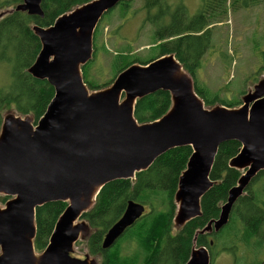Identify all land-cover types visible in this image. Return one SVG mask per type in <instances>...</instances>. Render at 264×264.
<instances>
[{
  "label": "water",
  "instance_id": "water-1",
  "mask_svg": "<svg viewBox=\"0 0 264 264\" xmlns=\"http://www.w3.org/2000/svg\"><path fill=\"white\" fill-rule=\"evenodd\" d=\"M127 0H93L58 17L52 26L32 27L41 49L27 73L46 81L54 96L42 117L6 114L0 129V264H98L72 256L75 244L89 235L82 216L100 190L117 180H133L166 152L190 147L178 180L175 227L201 216L200 200L213 186L210 172L218 148L228 141L240 150L228 166L243 172L227 194L216 220L198 234L218 232L252 180L264 171V79L242 97L238 108H205L192 78L173 55L121 71L105 89L89 92L81 67L92 60L93 36L102 16ZM41 0H21L13 11L42 18ZM4 14V13H3ZM2 14H0V18ZM157 91L171 97L159 120L138 124L137 100ZM54 202L67 206L57 219L46 248L36 253V209ZM129 201L105 233L110 249L144 214ZM186 264H211L205 247L193 248Z\"/></svg>",
  "mask_w": 264,
  "mask_h": 264
},
{
  "label": "trees",
  "instance_id": "trees-1",
  "mask_svg": "<svg viewBox=\"0 0 264 264\" xmlns=\"http://www.w3.org/2000/svg\"><path fill=\"white\" fill-rule=\"evenodd\" d=\"M91 1L93 0H41L42 18L31 17L13 9L0 13V66L6 67L10 75V82L0 88V129L2 119L8 113L29 116L34 123L37 122L54 96L53 88L46 81L34 79L27 73L41 49L32 27L52 26L58 17ZM131 1H124L120 5L130 8ZM218 1L223 6L228 2ZM233 1L229 0L230 7L234 5ZM260 4H264V0H245L243 7ZM142 9L147 12L146 22L154 29L159 47L158 58L167 55L175 57L192 78L194 91L205 108L218 104L233 109L242 104L240 101L235 105L228 104L219 99L217 94H211L208 89H202L196 83L197 69L211 45V29L208 27L214 23L209 21L214 17L213 10L200 11L197 16L189 19L181 1L173 6L168 0H144ZM153 11L156 14L153 15ZM99 36L100 30L97 27L93 36L94 52ZM151 61L153 60L139 63L135 59L121 68L118 74L130 65H146ZM86 65L81 67V71L87 88L91 92L107 88L108 86H91L87 82ZM259 73H264V52L262 65L256 74ZM244 94L245 92L242 93ZM171 103L168 92L157 91L136 101L134 118L138 124L157 121L169 111ZM240 147L236 141H228L219 146L209 177L214 184L200 200L201 216L189 221L181 229L174 224L177 210L174 196L179 177L192 153L190 147L175 148L159 156L147 170L137 173L133 180H117L106 184L97 195L93 207L82 216L89 227V235L84 240H79L75 246L84 241L87 255L96 260V257L101 259L100 262L97 260L98 264H186L193 248L200 247L208 250L213 264L219 251L236 255L240 245L250 251L251 243L254 246L256 244V250L264 249V207L259 205L257 198L261 191L255 192L251 188L264 178V171L252 180L244 195L235 203L228 223L220 231L198 234L210 221L218 218L228 191L243 174L228 166ZM7 200V197L0 196L2 206ZM129 201L144 206L143 216L110 249L102 250L101 243L105 233L121 217ZM262 204L264 205V201ZM66 206V203L54 202L36 209V235L33 241L36 253H41L46 248L55 223ZM130 242L137 245L136 252L129 256L122 255L121 244ZM243 260L245 258L240 261Z\"/></svg>",
  "mask_w": 264,
  "mask_h": 264
},
{
  "label": "rangeland",
  "instance_id": "rangeland-1",
  "mask_svg": "<svg viewBox=\"0 0 264 264\" xmlns=\"http://www.w3.org/2000/svg\"><path fill=\"white\" fill-rule=\"evenodd\" d=\"M17 1L0 0V13L14 9L21 3V0ZM168 1L173 6L181 1L189 19L197 16L200 11L213 10L214 17L209 21L214 23L208 27L211 29V45L197 69L196 83L200 88L208 89L211 94H217L219 99L228 104L235 105L239 101L242 103V97L252 91L258 81L264 79V73L256 74L262 65L264 52V4L245 8V0H234L232 7L229 6V0L224 6L218 0ZM143 3L144 0H132L130 8L119 4L100 19L97 25L100 36L96 49L91 62L85 66L86 79L91 86H110L120 69L135 59L144 63L158 58V43L154 37L153 26L146 22L147 12L142 9ZM152 13L154 15L156 11ZM9 82L8 69L0 66V88ZM251 188L255 192L261 191L257 198L259 205L264 207V178L254 183ZM240 247L236 255L219 251L213 264H235V260L237 264L264 262V249L256 250V244L254 246L251 243L250 251L242 245ZM136 249L135 243L121 244L122 255H132ZM85 255L87 248L83 241L75 246L72 256L83 259ZM96 258L100 262L101 259ZM244 258L245 260L240 261Z\"/></svg>",
  "mask_w": 264,
  "mask_h": 264
},
{
  "label": "bare ground",
  "instance_id": "bare-ground-1",
  "mask_svg": "<svg viewBox=\"0 0 264 264\" xmlns=\"http://www.w3.org/2000/svg\"><path fill=\"white\" fill-rule=\"evenodd\" d=\"M264 210V209H263ZM159 260V259H158Z\"/></svg>",
  "mask_w": 264,
  "mask_h": 264
}]
</instances>
